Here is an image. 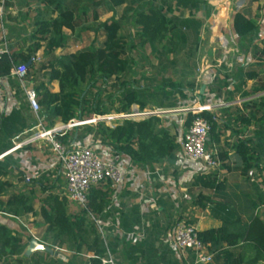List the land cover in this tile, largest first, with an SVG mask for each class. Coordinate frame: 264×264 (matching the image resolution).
Masks as SVG:
<instances>
[{
	"label": "crops",
	"instance_id": "crops-1",
	"mask_svg": "<svg viewBox=\"0 0 264 264\" xmlns=\"http://www.w3.org/2000/svg\"><path fill=\"white\" fill-rule=\"evenodd\" d=\"M209 6L208 15L205 12L195 14L202 23L197 47L194 56L184 64L189 70L186 75L193 79L190 83L195 87L201 84L199 90L205 87L203 97L183 108L222 105V108L207 113L217 122L218 139L215 141L209 136L206 145L209 151L218 154L220 167L217 171H209L202 163L182 156L181 143L186 128L182 122L186 118L182 115L184 118L177 119L180 114L176 109L181 108L177 106L170 109L158 107L167 112L159 119H163L162 125L179 145L173 162L165 159L145 166L125 154L116 155L112 147H97L99 143L93 142V134L74 143L77 129L82 126L73 127L64 134L71 143L91 148L103 160L124 172L122 184L115 191L110 189L107 205L102 211L88 213L101 236L104 250L101 258L110 256L114 264H194L192 254H180L171 248V238L179 221L193 225L198 233L219 230L226 225L230 238L222 234L216 242L206 243L208 251L213 254L212 264H264V257L253 243L243 239L231 243L237 228L245 229L253 218L264 222V56L261 54L264 50V0H212ZM237 13L257 26V31L242 42L233 35L231 28V19ZM55 17V8L46 0H0V45L6 47L8 56L15 58L17 64L14 65L23 64L22 58L31 53L40 24ZM187 17L186 12L184 18ZM215 19L220 25L219 35L209 31L208 26L214 24ZM218 36L228 38L227 51L220 47ZM64 53L59 56L69 55ZM198 53L202 62L199 68H194ZM34 56H38L39 61L32 63ZM42 57L43 47L31 55L34 70L44 62L49 64L48 58ZM198 69L202 70L201 74H197ZM31 73L27 71L23 84L25 88L35 90L38 99H41L39 95L43 89L37 88L41 85L51 94L58 93V83L49 82L46 71H41L39 82L37 78L33 80ZM247 73H252V77ZM215 84L221 86L218 90L216 88L217 92L213 91ZM23 88L12 76L0 79V113L9 116L22 112L33 126L35 118ZM149 107L157 106L149 105L145 109ZM58 123L54 120L49 125L44 119L46 128ZM24 132L19 135V141L25 139ZM240 143L249 150L248 169H245L247 161L243 162L236 150ZM12 148L11 140L7 155L18 161L19 168L10 174V193H26L28 182H22V179L36 180L46 174L52 189L41 192L34 187V197L53 196L62 202L67 214L80 213L81 208L66 198L63 171L47 144L39 142L10 151ZM202 175L215 177L222 184L220 190L193 185L194 180ZM39 203L38 207H33L34 215L18 221L20 226L14 222L6 223L13 234L22 236L24 252L20 258L33 260L35 264H95L93 256L96 254L87 248L78 251L73 244L53 245L45 238L46 225L38 214ZM32 240L37 241L42 249L30 251Z\"/></svg>",
	"mask_w": 264,
	"mask_h": 264
},
{
	"label": "trees",
	"instance_id": "trees-1",
	"mask_svg": "<svg viewBox=\"0 0 264 264\" xmlns=\"http://www.w3.org/2000/svg\"><path fill=\"white\" fill-rule=\"evenodd\" d=\"M209 1L212 0H100L98 2L96 0H46L47 4L55 8L56 17L40 24L41 27L34 36L36 41L31 53L21 61L27 64L30 62L31 55L43 47V56L48 58L49 64H46V67L40 66L37 71L39 73L46 71L48 81L58 83L57 94L49 93L42 85L37 88V90L43 89L39 95L41 99H38L42 118L49 125H52L54 120L66 125L74 119L82 121L93 115H110V109L104 108L100 101V89L92 96L93 101L88 100L87 97L93 89L106 85L111 79L120 84V78L132 69L133 59L125 57L128 50L134 52L139 47L148 46L151 54L158 58L162 66V59L168 60L170 55H179L177 61H181L183 65L189 62L194 56L197 35L202 24L195 18V14L205 12L208 15ZM102 5H106L112 12L116 8H122L123 13L118 19L112 17L98 24L94 34L101 32L103 37L101 45L96 47L93 42L83 51L56 56L57 51H62L67 46L66 32L73 34L78 28L85 32L89 30V27L83 28V21L89 18V13H92V20L97 21L96 10ZM183 12L188 13L187 18H184ZM178 13L180 15H177ZM126 20L137 29L134 35L138 39L136 45L127 43L125 37L120 34ZM231 28L233 35L241 42L257 31L253 21L245 19L238 13L231 19ZM179 52L182 54H178ZM261 54L264 56V50ZM14 64L17 63L13 56L2 57L0 79L10 76ZM169 64L171 67L175 66L174 61ZM32 70L31 64L27 71L32 72ZM247 76L251 78L252 73H247ZM219 87L221 86L215 84L213 91L217 92ZM194 90L193 83L184 85L182 81L170 79L163 80L161 84L153 88L149 85L140 86L138 81L132 80L122 85L117 96L113 95L108 99L111 107L114 102L119 105L115 114H128L132 106H137L140 111L149 105L169 109L176 106L183 107L186 104L191 106L203 97L199 94L193 96ZM21 113L15 112L9 116L0 113V156L11 148L13 138L31 127L29 117H23ZM201 116L210 124L209 136L217 141V122L207 113H202ZM108 118L106 117L105 120ZM191 120L192 116L188 115L185 119V127H188ZM90 134H93V142L99 143L97 147L102 149L112 147L116 155L125 154L133 161L145 166L165 159L173 162L174 154L179 149L174 137L157 117H149L141 121L124 120L117 122L113 128L102 124L84 125L77 129L74 143L84 140ZM59 140L65 145L71 144L68 136H63ZM236 150L243 162L247 161L245 169H248L250 167L247 157L249 150L246 145L240 143L236 146ZM219 156L223 160V156ZM18 168V161L10 154L0 161V216L9 220H0V264H35L33 260L20 258L24 252L22 236L13 234L6 223L14 222L20 226L19 220L30 214L34 215L35 194L32 192L34 187H38L41 192L52 189V184H48V177L44 174L36 180L29 179L26 184L29 189L27 188L26 193H11L7 196L11 187L10 174ZM22 175L20 173V176ZM21 181L25 182V179ZM100 185L89 191L86 207H80V213L77 215L67 214L62 202L53 196L40 200L38 214L46 225L45 238L49 239L53 245L73 244L78 251L85 247L101 258L104 251L101 236L88 214L99 213L107 205L110 187L106 183ZM193 185H201L204 189L213 191L220 190L222 187V184L210 175L198 176ZM3 198L6 199L3 200ZM225 226L219 230L198 233V236L205 245L216 242L218 236L222 234L230 238V231ZM234 232L237 233L231 235L233 238L231 243L239 239L249 241L264 257V222L253 218L245 229L237 228ZM97 263L98 261H95V264Z\"/></svg>",
	"mask_w": 264,
	"mask_h": 264
},
{
	"label": "built area",
	"instance_id": "built-area-1",
	"mask_svg": "<svg viewBox=\"0 0 264 264\" xmlns=\"http://www.w3.org/2000/svg\"><path fill=\"white\" fill-rule=\"evenodd\" d=\"M217 23V20L215 19ZM210 25L209 31L212 32V26ZM219 26L217 31H219ZM213 33V32H212ZM220 47L223 51H227L229 41L224 37L218 36ZM7 49L4 45H0V61L3 56L7 55ZM39 57L35 56L31 62H38ZM203 69V68H202ZM202 70L198 69L197 74H201ZM10 76L14 77L24 88V95L29 108L34 115L35 124L31 126L26 132L25 139L19 141L20 136L12 139V149L16 150L20 146H28L34 143L43 142L48 145L51 153L55 158V162L63 171L65 179V193L66 198L72 204H75L81 208H85L87 204V196L89 191L102 183L109 185L111 190H116L123 181V170L115 164L103 160L96 152L91 148L71 143L69 145L62 144L59 138L63 137L67 130H71L73 127H79L87 125L83 121H72L69 126L62 123H58L51 128H46L44 125V118L41 116V109L38 103V98L35 90L25 88L24 81L27 76V66L24 64L13 65L10 71ZM199 93H195L197 96ZM225 106V105H224ZM222 108L219 106H198L196 108H184L181 113L185 116H192V120L186 127L182 143L181 151L182 156L187 160L202 163L209 171H217L220 167V160L216 151H209L206 148L210 124L201 116L202 113H211L212 110ZM167 114L161 108H151L140 111L137 106H132L130 113L128 114H116L96 116L91 121L93 123L98 122H119V121H141L149 117L160 118ZM106 117H109L105 120ZM95 125V124H94ZM8 154L5 153L0 156L2 159ZM25 182H29L28 178H25ZM171 248L177 253H190L194 257V264H212L213 254L207 249V246L200 240L198 231L193 225L186 222L179 221L175 225V229L171 238ZM93 259L98 261L97 264H114L112 258L107 256L105 258H99L93 256Z\"/></svg>",
	"mask_w": 264,
	"mask_h": 264
},
{
	"label": "rangeland",
	"instance_id": "rangeland-1",
	"mask_svg": "<svg viewBox=\"0 0 264 264\" xmlns=\"http://www.w3.org/2000/svg\"><path fill=\"white\" fill-rule=\"evenodd\" d=\"M97 2L100 0H96ZM122 8H116L114 12L109 11L108 7L106 5H102L101 7L97 8L96 13L98 15V20L97 21H93L92 20V13L88 14V19L84 20L82 25L83 28H88L89 30L82 31L79 28L73 33L70 34L69 32H66V36L68 38V43L67 46L64 50L62 51H57L56 52V56H59L61 52H64V54H74L80 51H83L84 49H86L90 44H92L93 42L95 43L96 47H99L101 45V43L103 42V37L101 32H98L96 34H94V30L98 27V24L107 21L108 19L114 17L115 19L120 18V16L122 15L123 11ZM186 12H183V16H185ZM177 15H180L179 13ZM80 26V24H79ZM210 27V25L208 26ZM137 29L134 28L130 22H128L127 20L125 21V24L123 25V28L120 32V34L125 37V41L127 43H132V44H137L138 39L134 36L136 33ZM226 38V37H225ZM226 40H228V38H226ZM219 43V41H218ZM230 44V42H229ZM200 47L202 48V45H200ZM178 54H182V52H179ZM179 55H170L168 57V60L163 58L162 59V65H160V62L158 60V58H156V56L152 55L150 52V49L148 46L142 47V48H138L136 51L132 52L130 50H128L126 52L125 57L126 58H130L133 59V64H132V69L130 71H128L127 74H125V76L120 78V84H117L119 82H116L115 80L111 79L106 85L104 86H97L96 89H93L89 96L87 97L88 100H92V96H94L98 90H101V96H100V101L101 103H103L104 108L106 109H110V115H116L115 110L118 108V103L114 102L113 107L110 106L109 104V99L108 97H112L113 95L117 96L119 93V90H121L122 85L125 83L127 84L129 81L131 82L133 81H138L140 86H147L149 85L150 87H156L158 84H161L163 82V80L166 79H170L172 81H182V83L184 85H186V83H190L192 82V78L189 77L187 74V72H189V70H186L184 65L182 64L181 61H177V58ZM35 57V56H34ZM47 58L46 56H43L42 58ZM41 58V59H42ZM165 59V60H164ZM166 61V62H165ZM174 61L175 62V66L171 67L169 62ZM211 61V60H209ZM202 59H201V55L198 53V56L196 58L195 61V67L199 68L201 65ZM45 66V62L43 63ZM40 65L37 66V69H39ZM46 67V66H45ZM36 70H32V73L30 76L34 78H37V81L39 82L41 79V75L40 73ZM31 72V71H30ZM39 73V74H38ZM46 74V73H45ZM200 78V77H199ZM198 78V79H199ZM37 82V83H38ZM201 86V84H198L195 87V90L193 92V96H195V93H199V87ZM83 88V86H82ZM189 94V93H188ZM93 101V100H92ZM132 108V107H131ZM185 108H191V107H185ZM149 109H151V107H149ZM184 108H177L176 110L181 112V110H183ZM112 110V111H111ZM114 110V111H113ZM169 111V110H168ZM180 114L178 115L177 119L179 118H184L181 117L182 114L181 113H177ZM184 116V115H183ZM93 118H97L96 116H92L91 118L82 120L85 124L89 125V126H96L98 124H102L105 127H109V128H113L115 126V124L118 122H98V123H93V121H91ZM161 118V117H160ZM163 121V119H161ZM73 121V120H72ZM70 121L68 124L70 125V123L72 122ZM74 121H77L76 119H74ZM121 122V121H119ZM68 124H66L67 126H69ZM95 124V125H94ZM185 124V121L182 122V125ZM175 126H177V122L175 121L174 123ZM84 126V125H82ZM186 129V128H185ZM10 192L7 193V196H10ZM6 198H3V200H5ZM44 199L39 197V198H35V206L38 207V205H40L39 201ZM4 217L0 216V220L2 221H9L7 219H5ZM1 221V222H2ZM11 221V220H10ZM22 222V221H21ZM24 223V222H22ZM25 230V229H22Z\"/></svg>",
	"mask_w": 264,
	"mask_h": 264
},
{
	"label": "water",
	"instance_id": "water-1",
	"mask_svg": "<svg viewBox=\"0 0 264 264\" xmlns=\"http://www.w3.org/2000/svg\"><path fill=\"white\" fill-rule=\"evenodd\" d=\"M219 21L221 22L222 20L219 19ZM30 65H31L30 62H28V63L26 64L27 67H30ZM204 89H205L204 86H202V87L200 88V90H199V95H203ZM37 249H42V247L38 244L37 241L32 240V241L30 242V251L37 250Z\"/></svg>",
	"mask_w": 264,
	"mask_h": 264
},
{
	"label": "bare ground",
	"instance_id": "bare-ground-1",
	"mask_svg": "<svg viewBox=\"0 0 264 264\" xmlns=\"http://www.w3.org/2000/svg\"><path fill=\"white\" fill-rule=\"evenodd\" d=\"M212 32L214 35H219V32L217 31L218 29V24L215 22L213 25H212Z\"/></svg>",
	"mask_w": 264,
	"mask_h": 264
}]
</instances>
